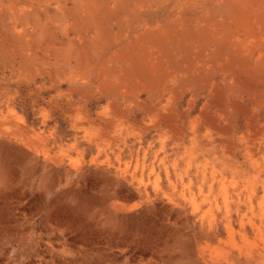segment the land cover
<instances>
[{"label":"rangeland","instance_id":"374dc122","mask_svg":"<svg viewBox=\"0 0 264 264\" xmlns=\"http://www.w3.org/2000/svg\"><path fill=\"white\" fill-rule=\"evenodd\" d=\"M0 264H264V0H0Z\"/></svg>","mask_w":264,"mask_h":264}]
</instances>
